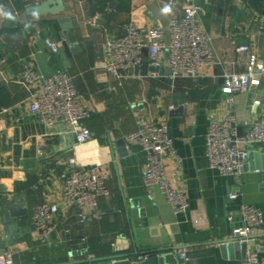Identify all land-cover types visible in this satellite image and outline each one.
Masks as SVG:
<instances>
[{
	"label": "crops",
	"instance_id": "crops-1",
	"mask_svg": "<svg viewBox=\"0 0 264 264\" xmlns=\"http://www.w3.org/2000/svg\"><path fill=\"white\" fill-rule=\"evenodd\" d=\"M43 1L0 0L17 17L0 18V101L6 102L0 110L11 109L0 123V256L12 253L14 264H103L112 256L134 261L136 254L163 249L174 264H182V252L185 264H242V248L223 250L222 241L232 239L246 203L263 214L249 251L259 249L264 264V185L258 173L264 142L250 147L244 172L235 176L211 168L206 156L209 126L229 114L241 133L255 122L264 124V73L258 72L248 91L236 93L233 103L222 90L224 73L245 72L251 55L264 60V0H193L212 38L215 62L202 65L195 78L172 79L153 71L146 56L122 81L106 69L109 40L125 35L131 23L143 35L164 29L169 40V22L183 15L187 0H117L116 8L114 0H65V12L33 18L28 8ZM45 38L58 42L59 50L49 49ZM241 46L249 50L241 52ZM158 62L170 68L167 50ZM25 65L41 75L32 87L56 70L70 72L91 112L84 120L91 139L77 144L67 123L45 124L31 112L30 92L19 82ZM177 95L185 96L182 106L174 105ZM142 117L167 124L174 138L182 161L167 158L166 175L188 195L186 213L176 214L157 187L143 182L146 152L126 139ZM72 156L79 167L99 166L111 192L97 209L87 210L85 223L79 206L63 193L62 174ZM232 193L238 197L231 199ZM16 200L26 209L17 223L4 212L5 202ZM44 202L59 207L49 243L40 242L33 225L35 207Z\"/></svg>",
	"mask_w": 264,
	"mask_h": 264
},
{
	"label": "built area",
	"instance_id": "built-area-1",
	"mask_svg": "<svg viewBox=\"0 0 264 264\" xmlns=\"http://www.w3.org/2000/svg\"><path fill=\"white\" fill-rule=\"evenodd\" d=\"M200 7L187 0L184 13L174 17L168 25L169 40L164 29L152 28L145 35L134 24L128 25L127 32L121 37L108 42L109 74L117 81L130 76L132 70L143 65L146 56L152 66H160L159 54L167 50L170 78H195L199 68L213 64L216 53L212 38L207 33L199 17ZM264 25V14L260 15ZM45 44L52 51L59 50V43L52 38H45ZM248 46H241L239 51L246 52ZM258 72L264 73V60L251 55L247 70L243 73H224L222 90L227 94L229 103L234 102L238 92L248 91L257 80ZM152 76H161L152 72ZM41 75L31 66L25 65L19 82L30 92V110L45 124L63 121L75 133L76 143L82 144L92 138L93 133L85 126L84 120L91 112L83 104L81 94L73 76L68 70H56L46 76L42 82L32 87ZM9 107L0 110V123L10 113ZM128 142H138L146 152L147 162L143 171L146 187H157L173 207L176 214L186 213L189 209V197L183 190L174 186L166 175V160L169 157L182 161L175 146V141L168 125L157 121H148L143 117L138 120V128L127 136ZM264 142V124L255 122L245 133L238 129L236 117L229 114L223 122L213 123L206 134V156L209 166L224 176H235L244 172L251 146ZM43 154V150L40 151ZM74 156L68 160V166L62 174L63 193L80 208L79 218L87 221V210L97 209L102 198L111 192L106 180L101 175L99 166L82 168L76 165ZM237 193L230 194L236 199ZM59 207L55 203L44 202L35 207L33 225L38 231L41 243H49ZM240 220L232 230V239L251 243L255 241L257 228L263 223V214L256 206L242 203L239 209ZM233 220V216L229 217ZM185 262L186 252L181 253ZM0 264H14L13 254L8 252L0 256ZM242 264H262L261 251L253 249L248 252Z\"/></svg>",
	"mask_w": 264,
	"mask_h": 264
},
{
	"label": "water",
	"instance_id": "water-1",
	"mask_svg": "<svg viewBox=\"0 0 264 264\" xmlns=\"http://www.w3.org/2000/svg\"><path fill=\"white\" fill-rule=\"evenodd\" d=\"M118 5V1L114 0L113 2H111V6L116 8ZM66 10V6H65V0H45L39 4L30 6L28 8V12L30 15H32L33 12L38 13V15H48V14H52V15H59L63 12H65ZM105 18V15L102 16V19ZM67 18H61L60 22L63 25L64 29H68V31H70V26H67L65 23L67 22ZM103 23V20H99L98 28L101 26V24ZM248 42L247 40H243V44L246 45ZM153 71H160L161 73H166L167 75H171L172 74V70L170 68H164L161 69L158 66H154L151 68ZM176 99H178L179 101H175L174 105L175 106H182V104L184 103L185 100V96L184 95H177ZM183 108H180L179 110H177L176 112H173L174 114L176 113H181ZM252 154L249 153V158H251ZM259 157L261 158V162H260V169L261 171L258 172L261 174L262 176V180H263V185H264V151L263 153H261L259 155ZM5 207H4V212L6 214H8V217L10 218L9 221L11 222H15L17 223V219L23 217L26 215V209H25V204L24 202H19V200L13 201V202H5ZM251 243H240L239 241L236 240H224L222 241V249L223 250H231L233 248H242L243 250V255L245 257V259L247 258V254L249 251V245L252 244ZM167 250H163V249H159V250H155L152 252H149L147 254H136L134 255L135 260L131 261H117L119 258L118 256H112L108 259H106L107 262L103 263V264H174L172 257L168 256L166 253ZM93 263L98 264V260H92ZM182 264H185V260L182 258L181 260Z\"/></svg>",
	"mask_w": 264,
	"mask_h": 264
},
{
	"label": "clouds",
	"instance_id": "clouds-1",
	"mask_svg": "<svg viewBox=\"0 0 264 264\" xmlns=\"http://www.w3.org/2000/svg\"><path fill=\"white\" fill-rule=\"evenodd\" d=\"M166 11H168V9H166ZM32 16H33V18L38 19V13L33 12ZM0 18L10 20V21H16V19H17V17L13 14V12L6 10L3 5H0ZM29 27H31L30 24H28V23L24 24V28L27 29Z\"/></svg>",
	"mask_w": 264,
	"mask_h": 264
},
{
	"label": "trees",
	"instance_id": "trees-1",
	"mask_svg": "<svg viewBox=\"0 0 264 264\" xmlns=\"http://www.w3.org/2000/svg\"><path fill=\"white\" fill-rule=\"evenodd\" d=\"M106 1H109V0H106ZM3 88H1L0 90H2ZM6 105V102L5 101H0V107L2 106H5Z\"/></svg>",
	"mask_w": 264,
	"mask_h": 264
}]
</instances>
